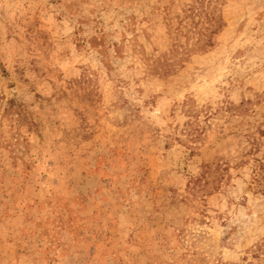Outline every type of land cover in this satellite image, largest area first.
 Listing matches in <instances>:
<instances>
[{
    "label": "rangeland",
    "instance_id": "obj_1",
    "mask_svg": "<svg viewBox=\"0 0 264 264\" xmlns=\"http://www.w3.org/2000/svg\"><path fill=\"white\" fill-rule=\"evenodd\" d=\"M0 264H264V0H0Z\"/></svg>",
    "mask_w": 264,
    "mask_h": 264
}]
</instances>
